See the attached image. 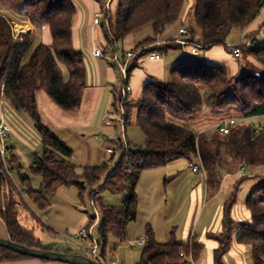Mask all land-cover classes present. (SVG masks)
<instances>
[{"label": "trees", "instance_id": "16d2710c", "mask_svg": "<svg viewBox=\"0 0 264 264\" xmlns=\"http://www.w3.org/2000/svg\"><path fill=\"white\" fill-rule=\"evenodd\" d=\"M99 1L102 5L100 26L106 49L112 56L119 52L120 40L146 26L152 29L151 34L135 44V51L142 50L129 65V75L140 57L154 51L166 54L171 49L181 48L175 43L174 36L168 37L162 46L148 45L163 38L166 29L180 20L186 0ZM5 5L16 16L7 15L2 9ZM263 7L264 0H195L193 20L196 28L180 26L187 31L180 35L185 37L187 45H199L200 49L217 45L229 48L227 38L232 30L249 26ZM0 10V88L3 97L15 109L36 119L43 146V155L33 167L34 172L44 179L42 188L34 190L29 187V179L21 175L22 182L28 186L29 198L37 208L46 210L49 197L63 185L77 184L82 196L89 189L90 195L103 188L114 193L129 189L123 206L118 209L106 207L101 198L91 196L93 204L100 208L98 245L103 256H106L110 236L123 241L128 224L136 219L135 188L143 170L165 166L178 158L192 161L197 157L206 171V192L210 197L219 191L222 175L235 170L234 164L241 169L247 166L264 170V126L260 129L253 123L238 122L230 125L228 134L220 131L218 126L210 134L198 133L184 123L201 112L205 105L217 110L237 106L244 118L264 115V40L259 41L255 34L237 46L241 49L240 56H251L263 65L261 70L250 68L233 81L228 78L226 65L185 62L171 70L169 82H148L136 101L129 100V95L122 100L120 93L114 103L115 109L119 114L123 113L126 128L130 124L132 109L137 108L135 124L147 137L145 147L128 146L126 149L123 145V156L114 167L104 164L78 173L76 166L69 162L73 150L42 121L37 111L38 95L42 92L63 110H74L81 105L88 79L82 53L74 46L77 5L74 0H0ZM13 18L30 20L38 31L48 27L52 42L38 43L28 56L34 40L28 34L21 38L13 36ZM64 69L69 74L67 80L64 79ZM10 152V172L15 169L21 172V163L12 149ZM0 164L5 173L0 179V217L8 229L9 238L41 248L40 239L19 220L22 207L28 208V204L1 160ZM104 178L105 184L100 188ZM8 197L14 199L7 201ZM235 201L236 195L226 202L222 230L211 236L218 242L213 264H224V256L233 243L249 248L252 264H264V180L247 197L250 221L238 222L232 217ZM96 219L97 215H94L91 225ZM147 239L138 264H194L200 260L205 248L203 242H180L174 236L161 243L150 227ZM23 258L33 257L0 246V264Z\"/></svg>", "mask_w": 264, "mask_h": 264}, {"label": "rangeland", "instance_id": "374dc122", "mask_svg": "<svg viewBox=\"0 0 264 264\" xmlns=\"http://www.w3.org/2000/svg\"><path fill=\"white\" fill-rule=\"evenodd\" d=\"M194 1L186 0L180 20L166 29L163 38L148 46H162L168 37L174 36L175 43L184 48V50L180 48L174 49V51H180L186 56V62L204 61V49H198L200 55L195 56L191 53L190 48L192 46H184L180 43L181 40L185 39L184 36L180 35L182 34L180 26L196 28L193 20ZM74 2L80 7L78 0H74ZM2 9L7 15H11L8 12L7 5L3 6ZM13 19H15V22L24 23L21 18ZM17 22L16 24H19ZM24 30L26 31L25 28ZM151 31V27L146 26L129 35L125 41L120 40L118 51L130 50L135 42L151 34ZM253 34L259 41L264 40V7L258 17L247 28L244 30L234 28L227 38V43L237 46L242 43L243 35L248 38ZM37 44L38 40L33 42L28 56ZM103 46L106 48L105 43ZM228 49L232 50V48ZM231 59L237 63L241 62L242 65L245 64L246 71H249L250 68L255 71L263 68L262 64L249 55H243L241 58L232 56ZM63 74L64 79L67 80L69 74L66 69L63 70ZM243 74L244 72H240L239 76ZM228 78L233 81L237 78L236 75H232L230 66L228 67ZM122 81L123 77L120 74L119 83L110 84L107 92L106 89H103L105 91L101 89L103 92H101L100 98L94 96L93 89L88 88V85L83 91L80 107L74 110H63L45 92L38 95L37 111L39 116L73 150L69 162L76 166L78 173L104 164L114 167L123 156L124 150L121 148L123 145L126 149H128V146L143 148L146 145L147 137L145 133L134 122L136 107L132 109L130 124L125 128L120 123L123 114L116 111L114 103L115 98H119L120 95L115 87L116 85L121 86L124 83ZM134 100L136 101V99ZM2 103V110L12 127V132L6 142L22 165L21 172L15 169L11 170L10 174L11 179L28 204V208L23 206L20 211L19 220L21 224L40 239L41 248L43 249L92 256L88 249L92 243L91 237L83 240L85 246L82 247L78 244L80 239L77 236V231L82 227H90L92 237L96 241L99 240L100 208L98 205L97 207L93 204L92 197L101 198L103 205L106 207L118 209L123 206L129 195V189L114 193L108 188H103L99 192L96 190L91 195L89 189L82 196L81 189L77 184L63 185L49 197L50 204L46 210L37 208L34 201L28 196V186L22 182L21 178V175L27 177L30 182L29 187L34 190L41 189L44 182L43 177L33 170V167L36 166L43 155L41 135L36 119L28 113L15 109L3 95ZM231 118H235L237 123L245 122L259 125V122H261L264 124V116L258 117V119L244 118L241 109L237 106H232L227 110H217L207 105L204 106L201 112L189 117L184 123L191 126L196 132L200 128H205L204 132L211 134L219 124L218 122ZM107 120L112 122L111 126L106 125ZM110 146L115 148V154L107 151ZM190 162L191 160L187 158H178L165 166L147 168L142 171L135 188L137 195L136 219L128 224L123 241L113 235L110 236L106 247L108 264L112 260H118L119 264H138L143 247H131L128 242L129 240L137 241L147 237L149 227L153 230L156 240L161 243L168 242L173 236L181 241L186 231L190 234L189 238L191 239L195 238L199 241L204 236L208 239L218 232L214 231V227L219 222L221 225L225 204L234 195H236V201L233 204L232 217L238 222L250 221L251 217L246 206V200L252 189L264 180V170L246 166L243 167L245 174H242L241 168L234 164L233 168L235 170L225 172L222 175L219 191L213 197H210L206 193V176L203 173L193 172L190 168ZM192 162L200 164L197 157H194ZM7 171L10 172V169ZM1 172L3 175L2 180L5 173L3 170ZM1 180L0 186H2ZM104 184L105 178L102 179L99 187H103ZM13 197L16 198L15 195ZM14 198L8 197L7 201ZM17 200L20 199L17 198ZM1 202L0 199V204ZM94 215H97V219L91 225ZM203 232H205L204 236H202ZM232 249V252L224 256V264H252L249 248L233 243ZM205 255L206 252L201 256L198 264H206Z\"/></svg>", "mask_w": 264, "mask_h": 264}, {"label": "crops", "instance_id": "0c3cea01", "mask_svg": "<svg viewBox=\"0 0 264 264\" xmlns=\"http://www.w3.org/2000/svg\"><path fill=\"white\" fill-rule=\"evenodd\" d=\"M78 1H79L78 3H80V7L77 6V13L75 16L74 26H73L74 46L76 50L82 53L83 60L87 68V79H88V85H89L88 88H92L94 96L95 97L98 96L100 98L101 92L105 91L103 89H106V92H107L108 86L110 84L119 83V75L121 74V72L118 69V67H116L115 64L113 63V60L111 57L112 54L103 46L104 43L106 45V42L103 37L101 26L96 25L94 23V18L96 14L99 13V11L101 10V7H102L101 2L99 0H78ZM113 9L114 7L112 5L111 10ZM8 12L12 16H16L13 14L11 10H8ZM20 25L26 29L27 31L26 33L30 37H32L34 41L38 40V43L44 42L47 44L52 42L51 33L48 27H45L43 28V30L38 31L30 20H24V23H20ZM137 42L134 43V46ZM98 48L105 49L104 57L95 56L94 50ZM133 48H130V50L135 51ZM181 48L182 50H184L183 47ZM192 48L193 46L190 49L192 50ZM125 52H126L125 49H123V52H118L117 53L118 57L122 59L123 56L125 55ZM198 53L194 55L195 56L200 55V53L199 54ZM232 56L234 55L225 45H217V46L212 47L211 49H206L203 52L204 61L208 63H213V64L226 65L227 67L230 66L232 68V75L233 76L236 75L238 77L239 73L246 71L247 68H246V65L245 64L242 65L241 62L237 63V62L232 61L231 59ZM241 57L242 55L236 58H241ZM186 59H187L186 56H184L180 51H174V49L169 50L165 54V56L161 59H149L148 55L137 59L138 65L131 71L129 75V83L132 87V92L129 94V100H132V101H135L134 99L138 100L141 97L144 86L148 82H157V83L168 82L170 80L171 70L175 66L185 63ZM122 82H124V80ZM123 84L121 86L116 85L115 90L117 91V93H121ZM98 102H97V105H98ZM2 105H3L2 89L0 88V113L3 111ZM136 109L137 108H135V111L137 114ZM263 116L264 115L255 116L251 118L258 119V117H263ZM259 123L260 124L257 125L258 127L264 126L263 123L261 122ZM106 125L111 126L112 122H110V124L106 123ZM204 129L205 128H200L198 132H203ZM221 230H222V223L220 225V222H219L214 227V231H218L217 233H219ZM202 234H203L202 236H204L205 232H203ZM189 235L190 234L188 233V231H186V233L184 234L183 240H181L180 242L193 241V240L198 241L195 238L193 239L189 238L190 237ZM0 236L9 237L8 229L5 223L3 222V220L1 219V217H0ZM130 241H133V240H129L128 244L130 243ZM199 242H203L205 244L203 253L206 252V255L204 257L206 264H213L214 263V251L218 247V242L211 236L208 239H206V237L204 236L201 239H199ZM134 246H138V245H134ZM232 250L233 249L231 247L228 253L232 252ZM198 262L194 264H198ZM2 264H68V263L58 262V261H47V260L43 261L37 258H23V259H17V260H12V261H5ZM117 264H119V262Z\"/></svg>", "mask_w": 264, "mask_h": 264}, {"label": "built area", "instance_id": "2783aa9c", "mask_svg": "<svg viewBox=\"0 0 264 264\" xmlns=\"http://www.w3.org/2000/svg\"><path fill=\"white\" fill-rule=\"evenodd\" d=\"M109 7V4H106V8ZM2 13V10H0V14ZM94 23L96 25H101V13H97L95 18H94ZM20 24V23H19ZM12 25V30H13V36L15 38H21L24 34L27 33H19L16 31L15 29V25L16 22L12 21L11 22ZM180 32L182 34H186L187 31L184 28L180 29ZM245 36H242V40H245ZM180 43L184 46H186L188 44L186 39H183L180 41ZM227 46L229 48H232V54L235 57H239L241 54V49L236 46V45H230L227 43ZM199 45H194L191 52L193 54H197L199 52ZM142 50L138 49L136 51L133 50H129L125 52V55L122 59H120L118 57L117 54H114L112 56V60L119 66L121 75L123 77L124 80V85L121 89V98L122 100L125 99L131 92H132V87L129 83V65L131 64L133 58ZM94 54L97 57H104L105 56V52L104 49L102 48H98L94 50ZM149 59H161L165 56L164 52H160V51H154L152 53H150L149 55ZM3 95V92H2ZM5 112L2 111L0 114V160L3 163V165L5 166V168L7 170H9V160L11 159V152H10V147L7 145V138L10 136V133L12 132V127L10 125V123L8 122L7 118L5 117ZM123 114V113H122ZM111 121L107 120L106 123L110 124ZM120 123L121 125H124V116L123 118L121 117L120 119ZM237 120L235 118H231L229 120H225V121H221L217 126L220 128V131H222L224 134H228L230 132V125L236 124ZM260 129L262 127H259ZM107 151L109 153L115 154L116 150L114 147H109L107 149ZM200 161V164L194 163V162H190V168L192 169L193 172L196 173H203L206 176V171L204 169V167L201 164V160L198 159ZM242 174H245L244 168H242L241 170ZM11 174V172H9ZM77 236L79 237V241L78 244L82 247L85 246V244L83 243L84 239H87L89 237H91L92 239V243L91 246L88 248L89 251L91 252L92 256H95L98 261H100L101 264H108L107 260H106V256H103L102 253L100 252L99 249V245H98V241H96L91 234V229H88L87 227H83L80 230L77 231ZM148 243V239L147 237L142 238L140 240L137 241H130L129 245L134 246V245H138V246H145ZM118 261L116 260H112V262L110 264H117Z\"/></svg>", "mask_w": 264, "mask_h": 264}, {"label": "water", "instance_id": "95a60500", "mask_svg": "<svg viewBox=\"0 0 264 264\" xmlns=\"http://www.w3.org/2000/svg\"><path fill=\"white\" fill-rule=\"evenodd\" d=\"M2 176L3 175L0 170V179ZM0 246L21 253L23 255H27L29 257L44 259L48 261H58L68 264H101L97 259L82 253L59 252L49 249L31 247L22 243H18L10 239L9 237L0 236Z\"/></svg>", "mask_w": 264, "mask_h": 264}, {"label": "bare ground", "instance_id": "6f19581e", "mask_svg": "<svg viewBox=\"0 0 264 264\" xmlns=\"http://www.w3.org/2000/svg\"><path fill=\"white\" fill-rule=\"evenodd\" d=\"M15 26H16L15 29L17 32H19V33H26L27 32L24 30V28L21 25L16 24Z\"/></svg>", "mask_w": 264, "mask_h": 264}]
</instances>
